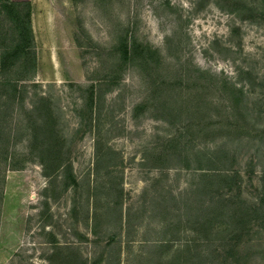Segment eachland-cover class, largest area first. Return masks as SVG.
Instances as JSON below:
<instances>
[{
	"label": "rangeland",
	"instance_id": "rangeland-1",
	"mask_svg": "<svg viewBox=\"0 0 264 264\" xmlns=\"http://www.w3.org/2000/svg\"><path fill=\"white\" fill-rule=\"evenodd\" d=\"M25 1L0 264H264V0Z\"/></svg>",
	"mask_w": 264,
	"mask_h": 264
},
{
	"label": "trees",
	"instance_id": "trees-1",
	"mask_svg": "<svg viewBox=\"0 0 264 264\" xmlns=\"http://www.w3.org/2000/svg\"><path fill=\"white\" fill-rule=\"evenodd\" d=\"M0 11L5 15L7 20L13 26L14 31L17 33L16 39L18 43L15 44L16 50L14 52V56H22L30 54L31 42L33 40L31 34V25H30V3L29 1H20V0H0ZM5 55L0 56V64L4 62ZM18 60V59H17ZM28 59L23 58L22 60H18L17 69L19 71L25 70L27 68ZM211 155L208 156L209 159H213ZM214 171V170H209ZM206 173H214V172H206ZM219 174H203V177L216 179ZM209 187L201 186L199 187L202 193L205 192Z\"/></svg>",
	"mask_w": 264,
	"mask_h": 264
},
{
	"label": "crops",
	"instance_id": "crops-1",
	"mask_svg": "<svg viewBox=\"0 0 264 264\" xmlns=\"http://www.w3.org/2000/svg\"><path fill=\"white\" fill-rule=\"evenodd\" d=\"M18 1V0H17Z\"/></svg>",
	"mask_w": 264,
	"mask_h": 264
}]
</instances>
